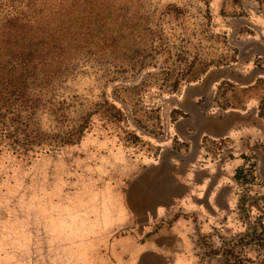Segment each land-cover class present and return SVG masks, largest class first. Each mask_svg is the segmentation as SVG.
Returning a JSON list of instances; mask_svg holds the SVG:
<instances>
[{"label": "rangeland", "instance_id": "1", "mask_svg": "<svg viewBox=\"0 0 264 264\" xmlns=\"http://www.w3.org/2000/svg\"><path fill=\"white\" fill-rule=\"evenodd\" d=\"M169 3L187 8L184 19L169 18L166 27L170 41L186 49L182 55L196 59V69L201 59L236 60L213 65L170 93L158 89L164 76L151 65L141 78L125 79L112 65L83 58L56 89V111L38 113L42 129L62 133L86 112L108 106L105 98L124 113L92 114L89 131L61 149L0 154V264H117L110 241L135 231L131 224L104 235L98 218L128 208L139 177L169 158L241 159L232 173V207L210 234L197 227L191 235L197 264L234 258L264 264V0H150L153 23ZM186 71L181 65L173 78ZM145 76L150 85L127 103L116 95L123 81ZM199 113L215 121L239 116L241 123L215 126L226 125L217 137L199 135L192 132ZM173 263L148 257L142 264Z\"/></svg>", "mask_w": 264, "mask_h": 264}, {"label": "trees", "instance_id": "2", "mask_svg": "<svg viewBox=\"0 0 264 264\" xmlns=\"http://www.w3.org/2000/svg\"><path fill=\"white\" fill-rule=\"evenodd\" d=\"M149 2L6 0L0 4V154L27 157L61 149L89 131L92 114L110 109L124 113L105 98L108 106L86 112L81 121L62 133L42 129L38 113L56 111L51 108L56 104V89L77 71L83 58L112 65V72L124 74L125 79L141 78L151 65L158 69L157 76H164L155 83L158 89L170 93L183 82L198 79L211 66L236 60L235 56L201 59V67L196 69V59L182 55L180 49H186L170 41L166 27L169 18L184 19L187 8L169 3L153 23ZM184 64L187 71L173 78ZM149 76L125 80L114 91L127 103L128 98L142 93ZM231 264L243 263L234 258Z\"/></svg>", "mask_w": 264, "mask_h": 264}, {"label": "crops", "instance_id": "3", "mask_svg": "<svg viewBox=\"0 0 264 264\" xmlns=\"http://www.w3.org/2000/svg\"><path fill=\"white\" fill-rule=\"evenodd\" d=\"M237 117L215 121L199 113V122L194 123L192 132L217 137L226 125L221 131L214 127L241 123V117ZM188 129L184 133L190 132ZM205 160L185 158L176 162L169 158L167 163L162 160L148 169L150 173L139 177L136 197H133L135 191L128 196V208L108 213V218H98V222L104 220L100 226L104 235L131 224L135 231L114 236L110 241L117 264H142L148 257L170 259L173 264H197L191 235L197 227L203 234H210L218 215L232 207V173L241 163L238 158ZM143 233L150 236L143 239Z\"/></svg>", "mask_w": 264, "mask_h": 264}]
</instances>
